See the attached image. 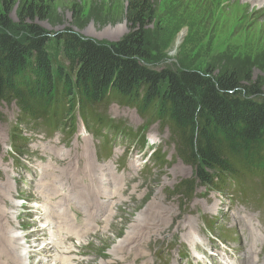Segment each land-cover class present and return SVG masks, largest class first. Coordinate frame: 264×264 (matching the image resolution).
I'll return each instance as SVG.
<instances>
[{
	"label": "rangeland",
	"instance_id": "1",
	"mask_svg": "<svg viewBox=\"0 0 264 264\" xmlns=\"http://www.w3.org/2000/svg\"><path fill=\"white\" fill-rule=\"evenodd\" d=\"M31 1L35 0H15L12 5L10 21L18 31L23 18H26V14L22 15L21 12L23 6ZM253 2V0H150L149 5L151 10H154L155 17L154 24L149 26L147 33L154 51L152 54L154 60L150 61L148 66L156 70L162 68L179 70L185 67L205 70L211 67L220 71L226 65L225 57L227 56L232 59L239 58L241 61L246 58H251V61L258 59L263 63V69L255 68L252 73L254 81L260 83L264 92V0ZM40 3L44 4V7L42 12L36 8L34 22L50 35L47 50L56 62L62 61V43L56 36L67 29L102 43H116L129 33L127 21L129 0H40ZM246 4L249 5L248 8ZM252 5L255 7H250ZM7 7L10 5L0 0V20L5 16ZM26 23L30 24L31 21L27 19ZM182 33L185 35L180 41ZM1 112L3 118L0 121V187L1 189L3 187L5 192L8 190L11 192L5 193L3 198L0 189V207L7 209L10 206L8 213L13 220L8 217L6 220H0V226H5V231L10 232V237L16 239L13 247L20 253L23 246L34 245L41 248L38 246H43L42 243H45L33 241L31 244H26V240L23 239L27 233L36 234L34 232L48 224L50 220L48 216H39L35 213L36 207L44 206V212L47 208H51L50 205H44L45 196H55L54 189L51 188L38 198L35 193L39 190L38 186L46 185V183L41 184L39 170L54 172V166H58L57 161L62 157V163L65 164H63L62 172L70 176L65 179V175H57L60 180L55 182L51 180V183L54 182L55 187L58 188L64 187L65 191H76L84 198L83 201H86L87 206L91 204L87 190L83 191L78 184L83 186L96 184V177L106 172L93 171L86 176L83 175V170L79 169L78 163L82 168L87 165L84 157L87 145L90 148L85 150L88 153V159L92 156L91 161L102 168L111 166L114 174L113 177L108 175L107 178L111 179L114 188H121V191L115 189L118 192L115 198L117 202L105 206L107 213L104 218L108 214H114L111 225L106 223L107 231L97 235L92 233L89 237L87 236V240L82 237L80 240L71 242L76 252L71 256L65 255L69 261L67 264H81V262L82 264H110L111 259L122 260L123 253L130 252L129 247H135L133 250L141 255L148 254L152 264H185L182 258L184 251L189 254L190 260L197 264L194 256L205 257L203 250L191 247L183 242L180 236L166 241L175 227L189 228L188 222L196 227L195 230L188 231L198 232L206 248H208L207 242L210 245L214 243L221 245L235 256L233 264H241L236 257L238 258L242 251L235 247L244 246L243 243L246 241L242 235V228H248L249 230L246 231H249V237L254 240L253 235L258 233L256 228L254 229V220L257 224L261 221L264 224V177H254L253 180L239 182L240 193L246 197L237 194L231 196L234 192H213L202 186L198 187L190 201L175 196V187L181 181L193 179L194 170L178 156L175 145L170 142L169 131L164 130L158 122L145 120L133 108L113 102L109 107L101 108V111L98 109V114L101 115L99 121L102 123L99 129L93 127L97 122L94 120L97 119L92 120L88 113H84L80 119L76 112V130L73 134H71V121L65 122V125L61 123L59 128L62 131L57 133H46L41 129L42 126L37 124L31 127L24 125L17 130L18 134L26 139L23 142L24 146L16 147L12 146V136L17 126L19 109L15 104H3ZM110 121L119 124L120 131H116L118 133L111 131L107 126ZM95 124L99 126L98 123ZM152 142L156 145L152 146ZM111 144L115 145L114 150L110 147ZM155 149L165 153L168 166L163 168L160 166L161 161L156 162L152 166L153 173L144 174L146 168L143 167L148 166L149 163L153 165L156 161L154 156L149 162L150 154ZM124 150L126 153L122 156ZM114 151L115 157L110 160ZM71 160L76 168L74 171L65 168ZM106 160H110L107 163H112L113 166L101 162ZM122 160L124 161L120 167ZM133 164L141 167H138L141 170H137L136 177L120 174L131 173ZM123 166L125 167L122 168ZM79 179L81 181H78ZM33 180H37L36 184ZM68 180L72 182L70 184L65 182ZM61 182H65V186L60 184ZM63 196L65 194L61 193L59 199L54 200L56 205L57 202L60 204ZM15 197L17 201L20 200L19 204L28 203L29 205L17 209L15 206L12 207V198ZM112 197L102 199L101 204ZM37 199H42L43 203ZM75 202L77 205L81 203L78 198H75ZM116 204L114 209L111 205ZM156 205L157 212L152 213ZM81 212L76 211L79 215ZM19 213L22 214L23 219L16 218ZM141 214L144 220L138 221ZM236 215H239V220ZM37 218L42 221L36 222ZM236 219L241 225L233 223ZM159 220L165 222L160 224V229L157 226ZM142 222L158 228L151 231L153 234L149 236V239L145 236L143 243L136 235V228ZM244 224L249 226L245 227ZM72 225L76 228L79 226L75 222ZM95 230L97 228L92 231ZM53 231H56V228ZM39 234L37 236H40ZM214 236H218L219 239ZM81 244L84 246L80 247ZM32 250L34 248L28 250L26 261L21 258L23 264H29L28 257H31V264H40V260L46 259V257H38ZM112 253H114L113 256ZM23 254H25L24 251L21 255ZM0 256V264H6L2 259L3 256ZM255 256L256 259L261 256L259 264H264V251L256 252ZM209 258H213L210 264H214V261L220 264L222 260L220 256L216 259L214 255ZM46 262L47 264L59 262L66 264L62 263L63 261H60L56 255L54 258H47ZM115 264H121V262Z\"/></svg>",
	"mask_w": 264,
	"mask_h": 264
},
{
	"label": "trees",
	"instance_id": "2",
	"mask_svg": "<svg viewBox=\"0 0 264 264\" xmlns=\"http://www.w3.org/2000/svg\"><path fill=\"white\" fill-rule=\"evenodd\" d=\"M149 1L129 0V33L116 43L72 29L57 34L62 61L56 62L47 50L50 35L34 22L36 8L42 12L44 4L23 6L26 18L18 31L10 21L15 0H3L10 7L0 20V121L3 104L18 107L13 138L21 144L22 125L57 128L65 119L74 124L77 109L98 122V109L116 102L168 129L178 156L195 175L175 187L182 200L190 201L199 186L228 192L233 184L263 177L264 92L252 73L263 63L227 56L220 71L149 67L154 51L147 29L155 17Z\"/></svg>",
	"mask_w": 264,
	"mask_h": 264
},
{
	"label": "bare ground",
	"instance_id": "3",
	"mask_svg": "<svg viewBox=\"0 0 264 264\" xmlns=\"http://www.w3.org/2000/svg\"><path fill=\"white\" fill-rule=\"evenodd\" d=\"M253 1H254L253 3H255L256 0H253ZM246 7L248 8L249 5L246 4ZM250 7H255V6L252 5ZM184 35H185L184 33H182L180 35V41H182V38H184ZM86 149H90L88 147V145L85 147V150ZM85 150H84V157L87 160V165L84 168H82L80 166V163H78L79 164V169H82L83 170V175L86 176L90 172H93V171H98L99 173L106 172L105 174H101L99 177H96V180H97L96 184H86V186H83V185L78 184V187L79 188L82 187L83 191H84V189L87 190L88 195H89V202L92 204V206L94 208L88 207L87 204H86V202L83 201L82 198H78L81 203L77 205L76 202H75V198H77V197H74V195L70 194L68 191H65L64 187H61V186H59V188L58 187H55V183L54 182L57 181V180H60V178L58 176H64L65 175V179L68 176H70L69 174H66V173H63L62 172V168L65 165L64 163H62V160H61L62 157H60L59 158L60 160L57 161L58 166H56V165L54 166V174L55 175H58V176H56L54 179H52V180H54V182L50 183V186L48 188V190L51 189V188L54 189L55 196H53V197L45 196V201L46 202H49V201H52L53 198L59 199V195L61 193H63V194L65 193V196H63V198L61 199V202L62 203L60 202V204H59L57 202V205H56L57 206V212L59 213V216H62V215L65 216V212H66V214H68L71 211H83V212H85L84 215H81L80 214L77 217H73V218L71 216H68L65 219V221L67 223H69L70 231H74V232H71L70 233L71 236L72 237L75 236L77 238L79 236L85 235L86 232L92 231L95 228H97V230L92 231V233L93 234L95 233V235L101 234V233H104V232L107 231L108 227L106 226V223L109 226L111 225V221L113 219L114 214L113 213H111L110 215L108 214L104 218V216L107 213V211L105 210V206L107 204H113V203L117 202V201H115V198H117L116 195L118 194V192L115 191V189H117V188L116 187L114 188L113 182L111 181V179H108L107 178L108 175H110L111 177H113L114 172H113V169L111 168V166L107 165L104 168L97 166L94 162L91 161L92 156H91V159H88V157H87L88 153L85 152ZM78 160H81V159L78 158ZM65 168H67L70 171L76 170V168H75V166L73 164V160L69 161L66 164ZM137 170H139V169H138V167L135 166L133 169H131V173H128L127 172L126 174L124 173V174H121V175H128V176H132L134 178V177H136ZM107 171H109L108 174H107ZM78 181H81V179H79ZM60 184H62V183H60ZM46 185H44V186H46ZM104 186H105V188H104ZM43 187L41 185H39L38 186V189H39L38 192H37V190L35 191V193L38 195V198L39 197H42L43 192H46L47 191ZM0 189H1V187H0ZM1 190H2L1 195H3V198H5L4 197L5 196V193L9 194L11 192L10 190H8V191L5 192V189L3 190V187H2ZM117 190L118 191H121V188H119ZM114 192H116V193H114ZM108 196L109 197L110 196H113V197L110 200H107V202H103L101 204L102 199L106 200L108 198ZM6 198H9V197H6ZM12 199H13V201H12V207L15 206L16 209H17L19 207V205L17 204L15 198H12ZM119 200H120V198H119ZM117 204L116 205H111V206H113L114 209H115L116 206H117ZM26 205H29V204L27 203ZM43 207L44 206L36 207L35 213L38 214L39 216H42V215L47 216L48 215V218L50 219L49 222H48V224L42 226L37 231H35L34 233H36V234H34V235H32L31 233H27L23 237V239L26 240L25 241L26 244H31L33 241H34V243L42 242V241H44L45 243H42L43 246H41V245L38 246V247H41V248H37V246H34V245H32V247H31V245H30V247L23 246L22 247V252L23 251L25 252V254H23V256L21 255L22 252L20 253V251L16 250V248L14 249V247H13V243H15L16 239L13 238V237H10V235H9L10 232L5 231V226H0V255L3 256L2 259L5 260L4 262L6 264H8L9 262H12L13 264H23L21 262V258L24 261H26V259H27L26 257L28 255V250L31 249V248H34V250H32V251L35 252V255H37L38 257H46V259L49 258V257H53V252H54L53 250L56 249L55 246H54L55 243H56V241H55V232L49 231V228H51V227L55 228V222L53 221L54 214H52L48 210V208H47V211L44 212ZM10 208H11L10 206L7 209L5 207H3V208L0 207V220H6L7 217L10 220H13L12 217H10V213H8V209H10ZM157 208H158L157 205L155 207H153L152 213H156L157 211H155V210ZM142 216L143 215L141 214V217L138 218L137 220L138 221L144 220V218ZM164 216L166 217V215H164ZM238 216L239 215H236L237 219L239 220V217ZM99 217H100V219H99ZM16 218L17 219H21L22 218V214L19 213V215H17ZM237 219L235 221H233L234 224L235 223L240 224V222ZM37 220L38 221H42V220H39L37 218L36 219V222H38ZM43 221L46 222V220H43ZM72 221L73 222L80 223L83 227H87V229H86L87 231H82L81 230V231H78L77 232L76 227L74 225H72L73 224ZM159 221L160 222L158 223L157 226H159L158 228L160 229L161 228L160 227V224H163L165 222H162L161 220H159ZM183 224H184V222H183ZM171 225H173V224H171ZM187 225L189 226V228H187L186 226H182L180 229H178V228L175 227L174 232L171 235L167 236V240L166 241L176 239L177 237L180 236L183 242L188 243L193 248H197V249H201V250H206V249H209L211 247L212 248L222 247L221 245L219 246L218 244H215V243L212 244V245H210L209 242H207L206 245H207L208 248H206L205 247V244L203 243V239L201 240V235L198 232L194 231L193 233H190L188 231V230H191V229H193V230L196 229V227L193 226V223H191V222L189 223L188 222ZM244 226L245 227H248L249 225L248 224H244ZM158 228L155 227V226H150L147 222H145V223L142 222L136 228V230H137L136 231V235L138 236V238H140V240L143 243L144 237L145 236H148V239H149L150 238L149 236L151 234H153L151 231H155ZM21 229L23 230L25 228H21ZM39 230H41L39 232L40 234L38 233ZM51 233H53V236L51 235ZM184 233H187V234H184ZM37 234H39L40 236H37ZM243 238H245L246 241H247L248 238H249V236H244L243 235ZM246 241L243 243L244 246H242V247H235V248L240 249L242 251V254H240L238 256V258L236 257L237 258V261L240 262L241 264H249V263L259 264L260 259L262 257L259 256V259H256V256H255L256 252H255L254 247L252 245L253 244L252 242L254 240L250 237V241H251L250 247H246L247 246ZM83 246H84V244H81L80 245V247H83ZM129 248L131 249V250H129L130 252L129 253H123L124 256H123L122 260L120 259V261H115V260L113 261L111 259V263L110 264H115L116 262H121V264H124V263H126V264H129V263L130 264L131 263L132 264H152L151 263V258H150V256L148 254L141 255L138 251L133 250V248H135V247H133V248L129 247ZM61 253L63 255L65 253V251H62ZM121 254H122V252H121ZM113 255H114V253H112V256ZM120 255L118 256V258L120 257ZM194 258H195L194 259L195 260V263H197V264H210V262H213V258H208V257L204 258L202 255L194 256ZM30 259H31V257H28L29 264H31ZM46 259L43 260V261L40 260L39 263L40 264H47ZM3 260H2V262H3ZM62 261H63L62 263L65 262L66 264L69 262L68 259L65 258V257H62ZM58 264H61V262H59ZM81 264H82V262H81Z\"/></svg>",
	"mask_w": 264,
	"mask_h": 264
}]
</instances>
